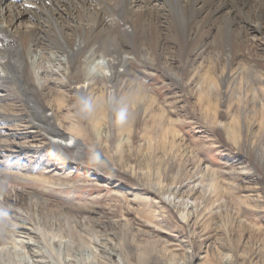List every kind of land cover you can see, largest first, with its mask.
Segmentation results:
<instances>
[{
  "label": "rangeland",
  "instance_id": "374dc122",
  "mask_svg": "<svg viewBox=\"0 0 264 264\" xmlns=\"http://www.w3.org/2000/svg\"><path fill=\"white\" fill-rule=\"evenodd\" d=\"M31 1L22 0L20 3ZM2 3L11 5L3 0ZM20 3L13 4L18 6ZM76 7L81 12L79 5ZM75 18L72 21L74 24L83 23V18ZM39 21L44 22V19ZM25 22L23 25L15 21L12 31L15 26L30 27L36 23L28 18ZM246 38L257 50L255 45L260 41V35L251 31ZM39 52L45 55V60L38 59ZM27 61L30 71L36 75L35 83L47 85L48 88L43 90L45 94L50 92L51 97L59 91L64 94L65 107L61 114L68 119L62 129L68 131L71 123L81 125L84 132L79 135L77 143L82 147L80 150L87 152L89 158L95 157V160L93 163L85 160L78 165L68 158L63 161L59 157L61 153L55 148L39 147L40 137L33 136L31 126H18L15 120L0 118V142L7 141L13 145V148L12 145L5 148L0 144V171L7 173L0 177V184L11 192L13 198H18L17 202L10 200L12 205L9 203L15 215L11 214L14 218L8 215V221L14 229L3 227L6 234L0 246L9 248L1 251L0 264H54L48 254L50 251L46 250L39 232L35 231L34 221L30 222L34 219L31 214L37 213L34 207V211L29 210V202L25 201L27 194L31 193L45 202L43 206L51 210L56 207L59 211H53L62 215L66 213L61 220L63 227L60 229L62 232L58 231L59 236L62 241H67L66 245L77 236L72 247L66 249L64 242L61 245L62 256L66 257L69 252L75 258L68 264H122L119 254L128 264H207L210 261V264H218L213 255L214 246L216 241L226 239L227 234L233 252L224 253L221 257L224 261L228 259L229 264H264V94L237 93L235 89L232 91L226 86H219L217 91L208 95L209 104H206L207 101L201 104L194 87L195 81L190 84L185 79L178 89L159 70L136 61L133 69L137 75L131 78V82L134 85L142 83L151 91L158 88V94L153 92L155 97L168 99L173 106L165 107L167 112L164 117L159 109L147 112L146 118L140 116L137 119L127 113L126 121L119 124L114 109H110L108 104L102 115L100 111V114L96 112L95 115L102 119L95 124L91 110L79 107L68 88L59 84L66 82L64 54L53 48H40L33 51ZM171 63L176 65L175 60ZM200 63L201 60L197 62L198 65ZM84 69L94 76L108 75L106 60L100 55H95L84 65ZM5 73L12 76L9 68L0 62V77ZM83 82L86 83L85 80ZM19 89V84L13 79L6 86L0 85V105L14 109L8 111L10 114H23L21 105L27 106ZM239 96L245 101H239ZM46 97L49 98L48 95ZM105 98L109 100V91ZM23 144H31L33 148L23 149ZM69 149L73 150L72 147ZM160 180L164 189L179 190V196L175 198L177 203H181L179 197H184L191 190L201 192L193 199L197 198L196 204L202 201L199 210L205 217L201 221L189 222L190 225L195 224L193 230H188L172 207L161 202V196L146 190V184L153 186ZM213 188L225 193L215 196L209 192ZM229 189L234 193L227 197ZM189 202L192 203V199ZM225 209L239 212L238 220L254 227L240 228L235 221L231 226L226 215L219 216ZM37 214L40 215V212ZM42 217L41 214L39 218ZM81 217L91 225L81 223ZM96 222L105 224L98 226ZM148 241L166 242L168 247L162 248V244L158 243L156 248H150ZM13 242L16 248L12 247ZM69 244L72 245V242ZM210 246L212 250L206 252Z\"/></svg>",
  "mask_w": 264,
  "mask_h": 264
},
{
  "label": "bare ground",
  "instance_id": "6f19581e",
  "mask_svg": "<svg viewBox=\"0 0 264 264\" xmlns=\"http://www.w3.org/2000/svg\"><path fill=\"white\" fill-rule=\"evenodd\" d=\"M8 4L11 5L5 6L0 0V62L9 68L12 76L5 73L0 77V85L6 86L12 79L17 81L27 106L22 104L23 114L16 115L8 112L14 109L0 105V118H7V121L9 119L15 120L14 122L19 123L18 126H24V124L31 126L34 129L33 136L40 137L41 146L39 147L55 148L61 153L59 157L63 161L68 158L78 165L85 160L87 163H93L95 157L89 158L87 152L80 150L81 146L77 141L79 135L84 132L81 125L76 126L69 122L71 127L68 131L62 129L63 123L68 119L61 114L65 107L64 94L59 91L53 93L54 96L51 94V97L50 92L48 94L43 92L48 88L45 83H35L36 75L30 71L27 58L37 49L53 48L64 54L67 65L66 82L61 81L62 83L59 84L68 88L69 92L74 95V101L79 107L91 110L90 115L95 116V124L100 123V119H102V117L95 115L96 112L100 111L102 115V110L107 109L108 104L110 109H114V114H117L122 107H126L127 113L137 119L140 116H147V112L155 109H159L160 114L164 117L167 112L166 108L173 106V103L168 102V99L159 100L158 96L155 97L154 93L158 94V88L151 91L142 83L134 85L131 82V78L137 75L133 69L136 61L159 70L161 74L171 80L170 84L178 86V89L181 88V83L185 79H188L190 84L195 81L194 87L198 91V101L201 104L207 101L206 104L208 105L210 102L208 95L217 91L219 86H226L232 91L235 89L237 93L240 91L242 93L264 94V42H261L264 39V0H32L31 2H23V4L20 3L18 6L13 3ZM78 5L81 12L76 7ZM75 16L83 18V23L74 24L72 21L76 19ZM25 18L33 19L36 23L30 27L15 26L12 31L14 22L19 21L24 25L27 22H25ZM40 19H44V22L41 21L42 24ZM44 23L46 25H43ZM251 31L260 35L258 38L260 41L255 45L257 50L248 43L246 38ZM95 55H100L106 60L108 75L94 76L85 71L84 65L89 63ZM38 59L45 60V55L39 52ZM173 60H175L176 65L171 63ZM199 60L201 63L198 65ZM83 80L86 81V85L83 84ZM185 86L188 87L186 84ZM108 91L109 100H106L105 96ZM46 95L52 100L50 101ZM242 100L245 101L243 97L239 99V101ZM0 144L5 148L12 145L7 141L0 142ZM71 147L73 148L72 151L69 149ZM22 148L30 150L33 146L23 144ZM4 150L14 151L11 149ZM125 170L123 169L124 172H126ZM5 175H7L6 172L0 171V177ZM0 181L2 182V179ZM149 185L146 184V190L161 196V202L172 207V210L178 213L179 219L188 230H193L195 227V224L190 225L189 222L196 219L201 221L205 217L199 210L202 201L196 204L197 198L193 199L194 195L201 193L198 189L189 191L182 198L179 197L181 203H177L175 198L179 196V190L164 189L162 180L156 181L153 186ZM55 188L58 187L55 186ZM227 191H229L226 194L227 197L234 193V190L229 189ZM209 192L215 196H220L224 191L217 192V189L213 188ZM10 193L3 184H0V242L6 234L5 229H3L4 226L7 227V230L8 228L14 229V226L8 221L10 219L8 215L13 217L11 214H14V208L9 203L10 200L17 202L18 198H13ZM166 195L168 196L164 197ZM27 196L25 201L28 200L29 202L27 204L29 210L34 207L37 213L40 212V215L44 216V218H39V214L32 213L31 216L33 215L36 220L30 218L28 220L34 221L36 229L34 230L39 232L46 250L50 251L47 252L52 256L53 263L68 264L74 261L75 258L71 257L72 253L69 254L68 252L64 257L61 251L63 242L68 249L77 241L76 236V241L75 238L71 239L66 245L67 241H62V237L59 236L58 231H61L60 229L63 227L61 220H64L63 215L66 213L62 215L61 212H56L59 211L55 209L56 207L54 208L56 211H53L54 209L51 210L45 205L43 206L45 202L35 194L31 193ZM40 197L42 198L41 194ZM189 199H192V203L189 202ZM226 202L229 203L228 200ZM203 206L206 207V204ZM220 215H226L231 221V226L235 221L240 228L244 226L247 229L254 227L238 220L239 212L225 209ZM79 220L81 223L87 224L84 218H79ZM65 221L67 220L65 219ZM104 224V222L95 223L98 226H104ZM89 225L91 224H87V226ZM26 229H28L27 226ZM21 230L23 231V229ZM256 231L259 232V230ZM191 233L195 234L193 231ZM191 233L190 237L192 236ZM83 236L85 235L83 234ZM257 236L260 237L261 234ZM229 239L227 234L226 239L215 243L213 255L218 264H229L228 259L224 261V258H221L225 255L224 253L233 252ZM69 242H72V245ZM158 243L159 241H148V246L156 248ZM159 244H162V248L168 247L166 242ZM13 245L15 246L14 242ZM14 246L12 247L16 248ZM211 247L206 248V252L212 250L213 247ZM8 248L7 246H0V253ZM119 256L122 264L129 263L124 261L121 254ZM210 262L206 263L210 264Z\"/></svg>",
  "mask_w": 264,
  "mask_h": 264
},
{
  "label": "clouds",
  "instance_id": "9594fccd",
  "mask_svg": "<svg viewBox=\"0 0 264 264\" xmlns=\"http://www.w3.org/2000/svg\"><path fill=\"white\" fill-rule=\"evenodd\" d=\"M127 118V108L122 107L116 114V121L119 124H123Z\"/></svg>",
  "mask_w": 264,
  "mask_h": 264
}]
</instances>
